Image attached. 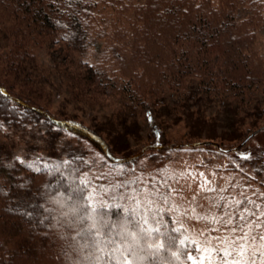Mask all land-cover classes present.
<instances>
[{
    "label": "trees",
    "instance_id": "trees-1",
    "mask_svg": "<svg viewBox=\"0 0 264 264\" xmlns=\"http://www.w3.org/2000/svg\"><path fill=\"white\" fill-rule=\"evenodd\" d=\"M263 28L264 0H0V127L43 120L59 135L73 121L130 156L144 124L143 147L168 149L198 140L226 147L205 126L222 122L238 145L264 126ZM55 85L63 108L85 104L108 120L93 127L54 109ZM208 105H222L223 118L207 115ZM172 119L192 121L185 140L165 139ZM85 168L81 156L32 170L0 142V264H183L166 212L91 201ZM92 225L107 234L98 246L79 236ZM127 228L137 234L135 256L125 250Z\"/></svg>",
    "mask_w": 264,
    "mask_h": 264
},
{
    "label": "rangeland",
    "instance_id": "rangeland-1",
    "mask_svg": "<svg viewBox=\"0 0 264 264\" xmlns=\"http://www.w3.org/2000/svg\"><path fill=\"white\" fill-rule=\"evenodd\" d=\"M261 33L264 36V28ZM39 56L43 63L49 62L44 51H39ZM52 101L54 109L76 112L87 125L101 126L108 120L106 112L85 104L75 108L69 103L63 108L66 101L61 87H55ZM224 110L222 105L205 106L207 115L219 119ZM172 121L167 120L170 124L162 126L165 139L185 140L184 135L193 129L192 121ZM221 123L208 122L205 126L215 127L220 138L229 142L227 148L237 145V137L228 136V128ZM143 126L137 138L130 140L131 155L143 148L141 139L150 131L147 124ZM58 131H52L43 120L23 126L5 124L0 127V142L13 160L32 170L59 159L82 156L86 164L84 177L91 184L90 200L107 206L123 204L134 211L141 208L143 213L166 212L171 227L178 233L176 237L186 248L183 264H222V258L231 264L233 257H224V252L232 251V242L241 235L239 230L232 229L243 227L248 231L247 224H253V234L261 231L254 225L264 222V130L231 152L206 144L151 148L126 163L112 161L101 145L84 132L66 126L59 135ZM242 215L246 220L241 219ZM126 231L130 232L129 228ZM127 233L125 237L131 241ZM260 243L249 241L257 249ZM256 264H261L259 251Z\"/></svg>",
    "mask_w": 264,
    "mask_h": 264
},
{
    "label": "snow or ice",
    "instance_id": "snow-or-ice-1",
    "mask_svg": "<svg viewBox=\"0 0 264 264\" xmlns=\"http://www.w3.org/2000/svg\"><path fill=\"white\" fill-rule=\"evenodd\" d=\"M97 211V210H93ZM245 213L247 212V209L244 210ZM99 214V213H98ZM255 215V213H253ZM264 215V214H262ZM241 219L246 220V217L244 215L241 216ZM255 228L261 229V231L258 234H253V224H247L248 231H244L243 227H240L239 229H232L233 232L239 230L241 232V235L236 238L235 241L232 242L231 247L232 251H225L224 257L232 256L233 259L231 261V264H256V255L257 252H260L261 256V264H264V222H255ZM92 229H95V231H92ZM79 236L86 241L88 239H91L92 243L95 245H99L98 237L100 236H107V234L102 233L99 229H96L95 225H92V228L89 229L87 233L81 232L79 233ZM127 236L131 238L130 243L126 247V251H128L131 255L135 256L136 254V245L139 243L137 237V234L135 232H128ZM256 241L259 240L260 247L259 249L252 247L249 244V241ZM110 243H114V240H109ZM238 249V251H237ZM247 257V259H244ZM191 259V257H190ZM99 260V257H97V261ZM75 264H83V262H75ZM222 264H226V261L222 258Z\"/></svg>",
    "mask_w": 264,
    "mask_h": 264
},
{
    "label": "water",
    "instance_id": "water-1",
    "mask_svg": "<svg viewBox=\"0 0 264 264\" xmlns=\"http://www.w3.org/2000/svg\"><path fill=\"white\" fill-rule=\"evenodd\" d=\"M64 123L68 124L70 127L74 128V129H77L81 132H84L86 134H88L89 136H91L95 141H97L103 151L105 152V154L112 160V161H117V162H126V161H129V160H132L134 159L135 157L139 156V155H142L147 149L149 148H161L162 146L160 145H147L145 147L142 148V150L137 153L136 155H133V156H127V157H118V156H115L108 144L106 143V141L92 133L90 130H88L85 126L79 124V123H75L73 121H65ZM264 128L263 127H260L258 129H256L255 131L251 132L240 144H238L237 146L235 147H232V148H223L218 142H214V141H204V142H201V141H198V142H188V143H184L183 145L184 146H198V145H203L205 143H212L213 145L217 146L220 150L224 151V152H231V151H234V150H238L240 148H242L254 135H256L259 131H261L262 129Z\"/></svg>",
    "mask_w": 264,
    "mask_h": 264
}]
</instances>
